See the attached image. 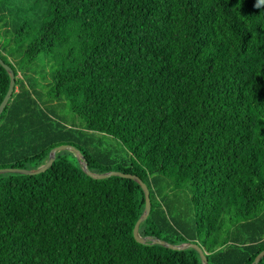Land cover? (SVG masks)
<instances>
[{
  "label": "trees",
  "instance_id": "16d2710c",
  "mask_svg": "<svg viewBox=\"0 0 264 264\" xmlns=\"http://www.w3.org/2000/svg\"><path fill=\"white\" fill-rule=\"evenodd\" d=\"M39 5L3 22L16 46L0 47L15 77L0 113V167H35L73 144L91 170L145 182L141 235L196 242L208 264H251L264 248V4ZM39 53L48 70L33 66ZM9 81L0 64V102ZM62 102L80 127L55 113ZM98 133L119 140L121 154L95 146ZM64 152L35 174L0 173V264H202L193 247L134 238L145 205L137 181L91 177Z\"/></svg>",
  "mask_w": 264,
  "mask_h": 264
},
{
  "label": "water",
  "instance_id": "95a60500",
  "mask_svg": "<svg viewBox=\"0 0 264 264\" xmlns=\"http://www.w3.org/2000/svg\"><path fill=\"white\" fill-rule=\"evenodd\" d=\"M0 64L8 72L9 78H10L8 89H7L4 97L2 98V100L0 102V113H1V111L3 110L4 106L6 105L8 99L10 98L12 91L14 89L15 77H14V71H13L12 67L9 64L5 63L1 59V57H0ZM60 150H70V151L74 152L76 155L77 161L79 162L82 170L87 175H89L91 177L103 178V177H107L109 175H119V176L130 177L140 184V186L144 192L145 205H144L142 213L137 218V220L135 221L134 226H133V236L137 241H139L141 243H145V242L159 243L161 245H164V246H166L168 248H172V249H185L188 247H193L198 251L202 264H208L207 257H206V251L203 249V247L201 245H199L196 242L189 240V241H184V242H179V243H173V242H170L166 239H163V238H160L157 236L141 235L139 233V224L141 221H143L147 217L149 210H150L149 190H148L145 182L139 176H137L134 173H130V172H123V171L116 170V169H109L106 171H93V170H91L88 167V163H87L83 153L80 151L79 148H77L73 144L62 143V144H58V145L53 146L48 152L47 159L38 166H35V167L3 166V167H0V173L18 172V173H23V174H35V173L44 171L46 168H48L51 165V163L55 159L57 151H60ZM263 255H264V248L255 255L251 264H257Z\"/></svg>",
  "mask_w": 264,
  "mask_h": 264
},
{
  "label": "rangeland",
  "instance_id": "374dc122",
  "mask_svg": "<svg viewBox=\"0 0 264 264\" xmlns=\"http://www.w3.org/2000/svg\"><path fill=\"white\" fill-rule=\"evenodd\" d=\"M32 11L36 13L40 12L39 0H0V47L15 48L16 46L15 41L4 30L3 22L9 17L16 16V14H19L27 19L28 15L31 14ZM33 66H36L37 72L48 70L50 67L49 63L47 62V58L44 57L42 53H39L37 55ZM36 76L38 79V89H42V84H40L39 82L42 79L40 77L41 75ZM55 113L67 124H73L77 127H80L83 124V120L77 114L72 112L65 102H62L58 106L56 105ZM98 134H96L93 138V144L95 146L111 150L112 155L114 156H119V154H121L116 152L118 148H121V143L119 142V140L107 134ZM98 141H100V143L96 145ZM64 153L69 157H76L75 153L70 150H67V152Z\"/></svg>",
  "mask_w": 264,
  "mask_h": 264
},
{
  "label": "clouds",
  "instance_id": "9594fccd",
  "mask_svg": "<svg viewBox=\"0 0 264 264\" xmlns=\"http://www.w3.org/2000/svg\"><path fill=\"white\" fill-rule=\"evenodd\" d=\"M264 4V0H257V5Z\"/></svg>",
  "mask_w": 264,
  "mask_h": 264
}]
</instances>
